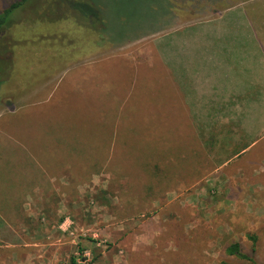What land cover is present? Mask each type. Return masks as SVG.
<instances>
[{
	"label": "rangeland",
	"instance_id": "rangeland-1",
	"mask_svg": "<svg viewBox=\"0 0 264 264\" xmlns=\"http://www.w3.org/2000/svg\"><path fill=\"white\" fill-rule=\"evenodd\" d=\"M18 1L0 0V11ZM62 1L25 0L0 29V97L8 96L9 106L13 97H31L21 104L24 115L33 113L34 99L55 108L38 122L41 138L56 131L58 149L66 140L82 190L67 228L71 252L56 264H84L85 250L87 264H252L225 253L232 243L264 264V100L231 107L218 82L211 93L231 114H190L210 113V60L226 62L231 35L242 28L241 15L215 13L239 0ZM257 5L246 4L244 13L264 15L251 14ZM161 42L183 44L187 59L196 55L197 78L187 76L193 68L177 78L161 61ZM91 61H99L104 86L118 84L126 61L141 77L131 98H123L126 92L99 99L100 139L67 109L74 96L86 100L78 93L86 85L81 72L97 69L78 65ZM199 90L206 98L183 100ZM116 126L122 136L113 147Z\"/></svg>",
	"mask_w": 264,
	"mask_h": 264
},
{
	"label": "crops",
	"instance_id": "crops-1",
	"mask_svg": "<svg viewBox=\"0 0 264 264\" xmlns=\"http://www.w3.org/2000/svg\"><path fill=\"white\" fill-rule=\"evenodd\" d=\"M253 2L260 5L252 9L251 14L264 12V0H239L215 13V15H236V17L241 15L242 28L231 35L229 40L231 45L224 50L227 52L226 62L219 64L214 61L212 55L210 60L212 82H204L207 87L210 84V87L205 89L210 90V93L201 95L202 92L199 90V94L189 93L191 95L182 97L183 100H201L207 95L210 98V113L190 112V114L215 116L231 114L221 111L226 109V103L216 102L217 97L213 96L215 93H211L219 89L216 87L219 83L226 85L227 89L222 100H230L231 107L236 101V105H240L243 109L242 104L245 101L246 109L248 106L254 108V104H250L249 101L264 100V15H250L249 12L243 11L246 4ZM249 20L251 27L248 26ZM175 44L168 42L159 44L162 51L161 61L168 67L172 66L171 69L179 79H183L182 71L185 68H193L194 71L192 73L188 71L187 76L197 78L194 64L197 63L201 67V63L195 61L196 55L187 59L185 52L188 50L183 44ZM98 63L99 61H91L78 65H96L97 70L81 72L83 80L86 79V85H82L78 93H85L86 100L82 98L81 103V99L74 96L67 109L71 117L76 119V123L86 125L90 133L100 139L101 131L97 122L101 118V122L104 123L105 113L104 107L97 105L99 99L106 95L121 98V94L126 92L127 95L123 98L126 96L131 98L136 80L139 81L141 77L136 76L134 65L126 61L119 65L122 71L117 75L118 84L104 86L103 81L100 82V75H104V72ZM216 67L223 69H218L219 72L215 73ZM166 72L169 73L168 70ZM45 73L42 71V74ZM75 84L77 83L74 82L72 87ZM236 85L242 86L237 88ZM254 85H256L254 88L258 90L252 93ZM36 95L34 93L33 98ZM30 98L18 95L13 97L12 106H9L8 96L0 97V264H56L58 259L65 256L64 254L71 252L74 242L72 233L67 228H70V220L72 222L76 220L73 218V213L78 207L74 196L82 195L79 183H74L78 176L73 175L67 160L66 140H61V144L64 143L66 146L63 145L58 149L56 131L45 132L46 137L41 138L42 133L38 122L42 118L51 117L50 110L55 108L38 107L43 103L41 100L34 99L33 113L25 111L24 115L21 104H26L25 100ZM89 100L93 101L94 108L88 109ZM190 103L191 101L187 100V104ZM185 106L183 104V109L188 108ZM257 106L258 103L256 108ZM260 106H258L259 109L264 108L263 104ZM109 114L113 120L114 109H110ZM93 117H96V121ZM21 118H23L22 121ZM75 125L79 126V124ZM79 127L83 129L81 125ZM74 128L77 127L74 126ZM110 136H112L110 142L113 144V140L120 138L122 133L117 132L116 126V135ZM127 138H129L128 135ZM111 143H109L110 147ZM137 162L140 163L141 160ZM95 176H88V178L95 179L97 177Z\"/></svg>",
	"mask_w": 264,
	"mask_h": 264
},
{
	"label": "trees",
	"instance_id": "trees-1",
	"mask_svg": "<svg viewBox=\"0 0 264 264\" xmlns=\"http://www.w3.org/2000/svg\"><path fill=\"white\" fill-rule=\"evenodd\" d=\"M79 0H77L78 2ZM25 0H21V1H18V2H14L13 4L10 5V7L8 9H3L0 11V29L2 28V26H4L6 24V19H7V15L8 13L13 10L14 8L16 7H19L22 3H24ZM63 3H68L70 2L69 0H63L62 1ZM80 2H78L79 4ZM98 16V15H96ZM225 253L227 255H230V256H233L239 260H247V261H250L252 264H255L254 261H252V259H250L246 254H244L242 251H241V248L239 246L238 243H232L230 244L226 249H225Z\"/></svg>",
	"mask_w": 264,
	"mask_h": 264
},
{
	"label": "built area",
	"instance_id": "built-area-1",
	"mask_svg": "<svg viewBox=\"0 0 264 264\" xmlns=\"http://www.w3.org/2000/svg\"><path fill=\"white\" fill-rule=\"evenodd\" d=\"M102 242L103 241L96 242V246L99 247ZM89 254H90L89 251H86V250L83 251V256L85 257V263L84 264H87L89 262V256H90Z\"/></svg>",
	"mask_w": 264,
	"mask_h": 264
}]
</instances>
